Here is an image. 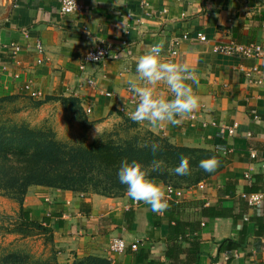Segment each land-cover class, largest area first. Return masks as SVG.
I'll list each match as a JSON object with an SVG mask.
<instances>
[{
  "label": "crops",
  "instance_id": "1",
  "mask_svg": "<svg viewBox=\"0 0 264 264\" xmlns=\"http://www.w3.org/2000/svg\"><path fill=\"white\" fill-rule=\"evenodd\" d=\"M60 1L0 0V97H31L42 110L58 115L69 108L63 98L70 99V106L77 104L81 117L97 129L94 124L122 115L119 107L134 97L126 81L136 75V60L163 42L166 60L194 68L196 82L187 83L201 103L179 125L138 124L173 144L209 149L221 160L211 177L183 185V196L161 213L126 193L82 196L35 186L22 203L28 219L51 228L75 256H99L110 264H264V198L250 204L243 197L264 191V0H79L83 9L67 14L60 12ZM37 40L42 52L35 48ZM10 41L25 49L11 57L4 47ZM97 41L118 48L119 57L81 69ZM231 41L259 44L263 53L213 50ZM253 66L259 70L249 77L245 72ZM83 77L94 78L97 88L84 84ZM28 82L37 96L24 88ZM155 91L171 96L163 84ZM234 123L233 135L220 133V124ZM112 236L127 241L124 252L109 249Z\"/></svg>",
  "mask_w": 264,
  "mask_h": 264
},
{
  "label": "trees",
  "instance_id": "2",
  "mask_svg": "<svg viewBox=\"0 0 264 264\" xmlns=\"http://www.w3.org/2000/svg\"><path fill=\"white\" fill-rule=\"evenodd\" d=\"M13 98L12 95L2 96L0 104ZM0 107L3 109V105ZM154 142L159 144L155 153L151 151V144ZM145 144L148 146L141 147ZM182 158L189 162L188 175H177L173 171ZM206 158H215L218 161L214 171L205 172L199 167V162ZM123 160H134L145 166L153 161L160 162V170L152 172L151 177L164 183L172 180L188 181L193 175L199 182L198 180L211 177L218 170L221 156L209 149L173 144L150 130L127 133L117 142L112 138H99L90 145H68L59 140L53 130L30 126L23 121H17L9 113L0 111V190L6 189L14 195H25L31 184H48L60 189L76 187L77 190H83L90 187L91 191L103 194L99 185L108 182L109 185H105V189L121 191L125 190L126 186L118 181L117 170ZM9 171H15L17 174L7 176ZM173 185L180 187L178 184ZM20 214L27 223L49 229L41 222L29 220L22 204ZM26 257L18 252H9L0 256V264H59L50 259L30 262ZM72 264H110V261L89 255L75 260Z\"/></svg>",
  "mask_w": 264,
  "mask_h": 264
},
{
  "label": "rangeland",
  "instance_id": "3",
  "mask_svg": "<svg viewBox=\"0 0 264 264\" xmlns=\"http://www.w3.org/2000/svg\"><path fill=\"white\" fill-rule=\"evenodd\" d=\"M12 96L14 98L9 102L0 104V106L3 105V109L0 111H5L17 121H23L30 126L49 128L55 132L59 140L68 145L77 143L90 145L99 138H112L117 142L127 133L147 130L138 123H134L129 117L120 115L119 117L106 118L101 125L94 124L98 126V132L81 117V111L78 110L77 104L73 107L70 106L71 100H62L63 106L69 108L63 110V114L58 115L57 110H42L41 103L31 97L20 94ZM72 111H75L76 117ZM16 174L15 171H9L6 175L14 176ZM190 177L193 178L188 181L175 182L172 180L169 183L178 184L180 187L190 183L195 184L196 177L194 178V175ZM105 185H109V183L105 182L99 185L100 192L103 193L101 195L117 196L126 193V189L121 191L105 189ZM35 186L55 187L48 184H31L28 189ZM67 190L82 196L95 193V191H91L90 187L83 188V190H77L76 187ZM23 198L24 193L14 195L9 193V190H0V256L9 252H18L26 255V260L30 262L50 259L51 261L56 260L59 264H72L75 260L86 257L75 256L68 247L59 241L51 228L42 229L35 224L27 223L20 214Z\"/></svg>",
  "mask_w": 264,
  "mask_h": 264
},
{
  "label": "clouds",
  "instance_id": "4",
  "mask_svg": "<svg viewBox=\"0 0 264 264\" xmlns=\"http://www.w3.org/2000/svg\"><path fill=\"white\" fill-rule=\"evenodd\" d=\"M162 52L163 42L152 45L136 60V75L126 81L128 90L136 98L134 110L129 113V119L133 122L147 123L153 127L167 122L175 126L181 124L184 116L190 115L200 106L201 98L194 94L193 88L187 83L196 82L194 68L187 63L166 60ZM157 84L165 85L171 96L158 95L155 91ZM97 131L99 132L98 128ZM158 149V143L151 144L153 153ZM217 166L218 161L215 158H206L199 162V167L205 172H212ZM160 168L158 161L145 166L134 160H123L117 170L118 181L126 186L128 197L143 201L155 213H161L168 207L165 189L151 177V173ZM173 171L177 175H188V160L182 158Z\"/></svg>",
  "mask_w": 264,
  "mask_h": 264
},
{
  "label": "built area",
  "instance_id": "5",
  "mask_svg": "<svg viewBox=\"0 0 264 264\" xmlns=\"http://www.w3.org/2000/svg\"><path fill=\"white\" fill-rule=\"evenodd\" d=\"M147 5V4H145ZM83 9L82 4L79 0H61L60 1V12L63 14L67 13H77L80 12ZM129 29L127 30V32ZM197 36L200 40H206L205 34L202 32H198ZM184 37V36H183ZM124 44H127L126 41L123 40ZM174 45L178 44L177 39L173 42ZM4 47L8 50L11 57L17 56L21 51L25 49L24 45H21L20 43L10 41L4 44ZM35 48L39 51H43V45L42 43L37 40L35 43ZM213 50L216 52H226V53H233V54H240L244 56H260L263 53L262 47L259 44L256 43H242V42H236L231 41L229 43L223 44V45H216L213 47ZM171 55L177 54L176 49L170 50ZM119 57V50L118 48H115L112 44L104 42V41H97L91 48H89L84 56L83 63L80 65L81 69H84L87 63H99L103 62L106 59L109 58H118ZM40 62L41 59H38ZM258 67L253 66L249 70L245 72V74L249 77H252V74L258 72ZM83 83L87 84V86H90L92 88H97V82L94 78L91 77H83L82 78ZM261 81V80H260ZM31 82H28L25 84L24 88L30 92V95L37 96L38 91L31 89ZM100 92L107 96L111 97L113 94L110 91H103L100 90ZM135 97H131L127 100V102L119 107V111L122 115L129 117V113L134 110L135 107ZM87 112H91V109L88 108ZM194 117L193 115L191 116ZM213 125H216V122H212ZM203 126H206L207 123L203 122ZM237 123H234L232 125H226V124H220V133L227 132L229 135H233L237 128ZM223 149L224 147L218 146V149ZM251 157H256V153L254 151L250 152ZM248 176V175H247ZM166 191V197H167V203L170 201H178L183 196V188L177 187L171 183L165 184L163 187ZM243 197H245L250 204H257L262 201L264 198V191L260 192H253L250 194L243 193ZM138 204V201H136ZM128 243L127 241L119 236H112L109 240V249L114 253H122L127 249ZM132 249H136L138 244L132 243L130 244ZM231 255H226L225 259H229ZM212 264H220L219 262H213Z\"/></svg>",
  "mask_w": 264,
  "mask_h": 264
}]
</instances>
